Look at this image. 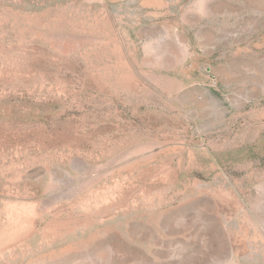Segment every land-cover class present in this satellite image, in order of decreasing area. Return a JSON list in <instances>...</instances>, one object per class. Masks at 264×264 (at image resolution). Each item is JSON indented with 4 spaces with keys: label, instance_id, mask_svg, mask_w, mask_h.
<instances>
[{
    "label": "rangeland",
    "instance_id": "374dc122",
    "mask_svg": "<svg viewBox=\"0 0 264 264\" xmlns=\"http://www.w3.org/2000/svg\"><path fill=\"white\" fill-rule=\"evenodd\" d=\"M165 1L238 35L193 72L211 115L143 0H0V264H264V0Z\"/></svg>",
    "mask_w": 264,
    "mask_h": 264
},
{
    "label": "crops",
    "instance_id": "0c3cea01",
    "mask_svg": "<svg viewBox=\"0 0 264 264\" xmlns=\"http://www.w3.org/2000/svg\"><path fill=\"white\" fill-rule=\"evenodd\" d=\"M142 5L144 19L137 25V37L138 44L144 46L146 61L149 64L156 61L167 63L168 58L167 77L178 85L175 91L179 93L183 108L196 112L204 109L207 115H211L215 108L217 112V101L211 97L214 92L201 86L193 72L206 64L210 52L221 46L228 48L227 51L233 47L238 36L233 25L226 20L224 23L216 20V16L211 17L203 8L179 10L170 7L165 0H143ZM196 17L199 19L195 22ZM155 45L158 47L154 48ZM180 51H185V55ZM189 58L192 61L190 68H184ZM178 68L182 71L176 77L173 71ZM95 229L91 236L97 238L101 231Z\"/></svg>",
    "mask_w": 264,
    "mask_h": 264
},
{
    "label": "built area",
    "instance_id": "2783aa9c",
    "mask_svg": "<svg viewBox=\"0 0 264 264\" xmlns=\"http://www.w3.org/2000/svg\"><path fill=\"white\" fill-rule=\"evenodd\" d=\"M213 84L216 85V81H214Z\"/></svg>",
    "mask_w": 264,
    "mask_h": 264
}]
</instances>
